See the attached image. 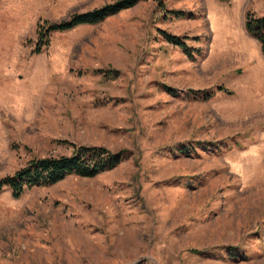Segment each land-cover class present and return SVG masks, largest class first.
<instances>
[{
    "label": "rangeland",
    "instance_id": "1",
    "mask_svg": "<svg viewBox=\"0 0 264 264\" xmlns=\"http://www.w3.org/2000/svg\"><path fill=\"white\" fill-rule=\"evenodd\" d=\"M114 1L0 0V179L73 143L128 153L4 187L0 264H264V57L244 26L264 0H142L36 52L39 24Z\"/></svg>",
    "mask_w": 264,
    "mask_h": 264
},
{
    "label": "trees",
    "instance_id": "2",
    "mask_svg": "<svg viewBox=\"0 0 264 264\" xmlns=\"http://www.w3.org/2000/svg\"><path fill=\"white\" fill-rule=\"evenodd\" d=\"M142 0H116L111 3H106L102 6L94 8L85 12H74L70 17L60 22L39 24V41L37 43L36 52H40L42 47L48 44L49 35L52 32H63L71 30L76 26L82 24H96L109 16L115 15L118 12L135 6ZM160 6H164L163 1L160 0ZM171 14L177 17H184L185 13L182 10H169ZM245 30L254 38L260 45L262 55L264 57V15L257 14L254 11L248 10L245 14L244 22ZM164 38L173 44L181 46L189 57H193L192 51L195 49L189 48L187 43L178 35L167 33L160 30ZM202 52L199 51V55ZM103 69H98L102 72ZM106 73L113 74L118 71H108ZM171 93L174 89L167 87ZM219 91L231 93L225 87H218ZM190 92L197 98L209 99L215 92L212 89L194 90ZM73 145L72 153L49 155L44 157H34L26 166L15 171L12 175H6L0 179V192L4 187L10 188L14 198L21 197L26 190L33 187H43L55 184L69 175H77L83 177H95L100 173L109 171L121 162L128 158V153L125 150L113 151L104 145ZM181 152L190 153L188 146L182 145L178 148ZM231 255L239 256L237 253ZM207 252V250H205ZM204 250L194 249L196 253H204Z\"/></svg>",
    "mask_w": 264,
    "mask_h": 264
}]
</instances>
